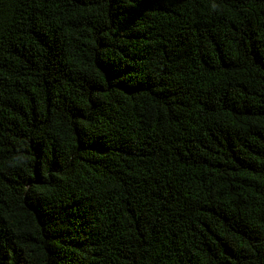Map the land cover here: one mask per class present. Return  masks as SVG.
<instances>
[{
	"label": "trees",
	"instance_id": "1",
	"mask_svg": "<svg viewBox=\"0 0 264 264\" xmlns=\"http://www.w3.org/2000/svg\"><path fill=\"white\" fill-rule=\"evenodd\" d=\"M0 264H264V0H0Z\"/></svg>",
	"mask_w": 264,
	"mask_h": 264
}]
</instances>
